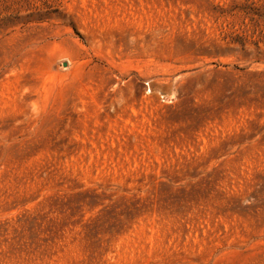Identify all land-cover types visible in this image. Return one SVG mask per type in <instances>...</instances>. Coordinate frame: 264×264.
<instances>
[{
  "label": "rangeland",
  "instance_id": "obj_1",
  "mask_svg": "<svg viewBox=\"0 0 264 264\" xmlns=\"http://www.w3.org/2000/svg\"><path fill=\"white\" fill-rule=\"evenodd\" d=\"M0 264H264V0H0Z\"/></svg>",
  "mask_w": 264,
  "mask_h": 264
}]
</instances>
